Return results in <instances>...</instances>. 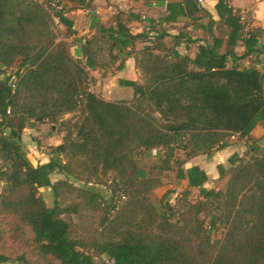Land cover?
Returning a JSON list of instances; mask_svg holds the SVG:
<instances>
[{
  "label": "trees",
  "instance_id": "1",
  "mask_svg": "<svg viewBox=\"0 0 264 264\" xmlns=\"http://www.w3.org/2000/svg\"><path fill=\"white\" fill-rule=\"evenodd\" d=\"M93 1L59 0L62 15L90 9ZM229 1L219 0L215 8L217 30L223 28L227 37L223 53L222 38H214L192 59L169 58L160 46L162 37H156L134 59L142 82L118 81L132 97L111 102L87 91L89 71L102 55L95 45H108V56L121 59V66L130 57L126 51L146 35H132L117 14L84 41L82 64L58 39L47 3L0 0V205L30 228L43 255L60 264H97L100 257L113 264H264V147L250 138L264 122V75L227 65L239 41L246 55L257 46V33H244ZM61 22L69 27L63 16ZM75 112L61 143L48 147L49 161L34 166L22 145L23 130L54 125ZM232 136L249 141L248 150L230 156L227 168L217 167L219 179L227 178L224 190L207 189L205 168L183 165L225 149ZM177 150L185 161L176 158ZM153 151L151 172L178 165L176 181L186 185L180 210L169 203L158 208L149 200L163 182L148 175L137 155L150 157ZM52 175L75 177L85 186L68 179L53 183ZM109 175L114 199L105 205L86 186ZM42 189L51 192L52 207L46 206ZM64 190L75 191L84 207L102 213L101 239H71L65 217L76 208L58 205ZM191 190L198 192L195 202L186 200ZM218 226L225 233L212 243L210 234ZM7 261L0 254V264Z\"/></svg>",
  "mask_w": 264,
  "mask_h": 264
},
{
  "label": "crops",
  "instance_id": "2",
  "mask_svg": "<svg viewBox=\"0 0 264 264\" xmlns=\"http://www.w3.org/2000/svg\"><path fill=\"white\" fill-rule=\"evenodd\" d=\"M49 4L54 0H38ZM59 1V0H58ZM219 0H204L199 4L197 0H94L90 9L66 12L64 19L69 27L61 22L56 27L58 39L67 44L70 56L83 64L81 47L85 40L96 36L97 26L111 23V19L117 14H121V21L130 30L132 35L143 34L147 36L146 41H137L132 51L129 49L130 57L121 64V59H111L108 56V45L100 47L95 45V50L102 49L104 56L98 57L95 68L89 71L90 77L97 81V93L101 96L103 91L111 98H101L105 101L129 100L132 91L129 88L120 87L119 80L142 82V76L135 67V56L138 51L148 46L149 42L156 37L160 39V46L170 57L173 54L194 58L201 46H212L214 38H222L220 53L225 51L226 35L222 28L221 33L217 30L219 17L216 13V5ZM229 5L238 12H246L251 23V29L257 33V46L255 50L246 55V49L242 41H239L233 49L234 57L228 59V67L238 69H257L264 75V0H230ZM112 51L116 55V49ZM113 68L114 75L106 77L103 75L106 67ZM119 66V68H118ZM103 83V84H102ZM37 129V128H36ZM32 129H25L24 136ZM34 132L41 136L39 140L48 147L57 146L61 143L62 135L49 133L44 135V129ZM34 135V136H35ZM264 136V122L257 125L250 138L260 140ZM246 139L236 136V142H228V147L210 156L208 160H198L189 164L186 168L195 165H202L208 176V181L204 185L209 189V185L219 179L217 167L222 165L233 154L242 156ZM264 143V138L261 139ZM26 143L30 151V158L36 165L46 164L49 161L47 153L38 150L37 141L29 139ZM264 146V144H263ZM185 184V183H184ZM186 186V185H185Z\"/></svg>",
  "mask_w": 264,
  "mask_h": 264
},
{
  "label": "rangeland",
  "instance_id": "3",
  "mask_svg": "<svg viewBox=\"0 0 264 264\" xmlns=\"http://www.w3.org/2000/svg\"><path fill=\"white\" fill-rule=\"evenodd\" d=\"M102 56L105 58V54L103 53ZM103 75L106 77L107 74L114 75V69L110 68L109 66L106 67L104 70ZM10 72V69L7 70ZM97 81L91 79V85L94 87V91L97 92ZM103 84V83H102ZM107 91H103L101 96L103 98H111L109 95L105 93ZM77 119V112L73 114H68L63 116L60 121L56 124L50 123H43L37 125L35 128L26 133L24 136V130L22 132V145L27 152V157L32 164H36L34 160L30 158V151L26 147V143L29 139L37 141V147L39 151L43 153L48 152V146L39 140L41 136L35 135L34 132H40L42 128L45 130L44 135H48L49 133H55L58 135H62L64 137L67 133V127L74 123ZM37 128V129H36ZM35 135V136H34ZM253 140H257V138H251ZM259 141V140H258ZM228 142H236V136L229 137ZM249 141L244 143L243 147V154L248 150ZM259 146H263V142L261 139L259 141ZM214 154V153H213ZM212 154V155H213ZM211 155V156H212ZM155 156V152L151 153L150 157L143 158L142 156L137 155V160L141 163V166L146 169L148 175L150 177H159L163 184L150 193L149 200L150 202L157 206L158 208L164 205L165 203H169V205L176 210H180L181 206L183 205V192L185 191V184L184 182H177L175 175L176 170L178 168L177 164L172 166V170L164 173H157L151 172L148 166L153 162V158ZM176 158L180 161H185L186 158L181 150L176 151ZM209 157L206 156H198L194 159H191L185 163L184 168H186L189 164L196 162L198 160H208ZM1 165V163H0ZM74 169L75 165H73ZM225 167L227 168L228 165L225 162ZM77 173V169L74 170ZM113 175L107 176L105 179L102 180L99 184H88L86 187L95 191L101 197L102 202L107 205L111 203L114 199L112 194V180ZM51 182H56L60 180L68 179V181L76 187H83L85 186L84 182H76L75 177L66 178L63 175H52L50 177ZM227 182V178L225 179H217L213 181L209 185V189L214 190H224L225 184ZM2 184L0 183V188ZM166 193H170L167 198H163ZM40 194L46 204L47 207L53 206V196L48 189L40 190ZM187 202H195L198 200V192L197 190H191L190 195L187 197ZM58 205L60 207L66 206H73L76 208V213L71 214L69 217H65L67 222L70 226V237L71 239L76 240H95L101 239L102 236V227L100 226V217L102 215L101 212L93 213L88 208L84 207L78 194L75 191L68 192L64 190L61 197L57 200ZM225 233V228L223 226H218L216 229L210 234V241L213 243L215 241H219L223 238ZM0 254L5 256L8 261L5 264H60L56 259L49 255H43L36 244L34 243V236L31 232L30 228L24 224H21L13 215L4 212L0 205ZM107 260L105 257L96 258L95 262L97 264H103V262Z\"/></svg>",
  "mask_w": 264,
  "mask_h": 264
},
{
  "label": "built area",
  "instance_id": "4",
  "mask_svg": "<svg viewBox=\"0 0 264 264\" xmlns=\"http://www.w3.org/2000/svg\"><path fill=\"white\" fill-rule=\"evenodd\" d=\"M204 0H197V2L199 4L203 3ZM47 9L49 11V13L51 14L54 26L57 27L61 24V17H64V14L62 15V4L58 1V0H54L52 2H50L49 4H47ZM238 17L240 20V23L242 24V26H244L246 28V30L251 29V23L248 20V17L246 15V12H238ZM15 83V79L13 77H11L10 80V86L13 87V84ZM89 93H93L94 92V87L92 85L89 86L88 90ZM82 104L80 103V106ZM103 264H113V261L111 260H105L103 262Z\"/></svg>",
  "mask_w": 264,
  "mask_h": 264
}]
</instances>
